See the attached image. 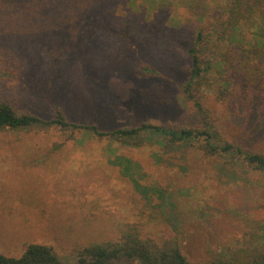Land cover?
Instances as JSON below:
<instances>
[{
  "label": "rangeland",
  "instance_id": "obj_1",
  "mask_svg": "<svg viewBox=\"0 0 264 264\" xmlns=\"http://www.w3.org/2000/svg\"><path fill=\"white\" fill-rule=\"evenodd\" d=\"M171 1L175 5L167 14L154 15L156 38L154 30L140 27L152 14H134L128 0H106L103 13L117 24L123 20V26L108 28L103 42L88 38L82 53L75 49L79 39L86 40L78 31L76 6L75 13H61L62 23L53 21L54 40L48 41L51 32L45 34L42 25L48 10L39 11L40 22L25 20L44 0L7 5L0 9V97L42 119L60 110L71 122L106 132L143 122L201 128L204 118L183 91L192 23L175 21L190 18L184 5L192 4L206 19L218 0ZM39 26L43 33L33 35ZM170 49L171 55H163ZM144 62L168 79L144 77L138 69ZM206 79L196 99L219 136L264 153V113L255 109L251 93L242 103L241 97L221 100L222 74L213 70ZM78 138L83 144L68 141L59 150L52 148L64 139L57 132L0 146L2 255L19 258L35 244L50 248L58 264H79L76 249L116 240L125 224L139 222L145 236L178 245L190 264H243L264 248V172L204 157L190 147L164 151L83 133Z\"/></svg>",
  "mask_w": 264,
  "mask_h": 264
},
{
  "label": "trees",
  "instance_id": "obj_2",
  "mask_svg": "<svg viewBox=\"0 0 264 264\" xmlns=\"http://www.w3.org/2000/svg\"><path fill=\"white\" fill-rule=\"evenodd\" d=\"M19 1L21 0H0V9H6L7 5H13ZM105 1L44 0V5L36 7L32 17L25 20L28 24L38 18L37 21L40 22L42 16L39 11L48 10L50 17L42 25L48 29L45 34L51 32L47 37L48 41H52L54 39L51 37L55 31L52 28L53 21L57 19L58 23H62V12L73 11L75 13L78 8L79 12L75 13L78 20L81 21L78 31L80 35L86 36V40L78 38L75 49L76 53H82L87 49L85 47H87L88 38L95 36L98 39L97 43L103 42L100 39H104L102 34L108 31V28H115L118 24L123 26L121 24L123 20L117 24L118 21L115 22L111 15L103 13L101 5ZM184 1L175 2L182 3ZM194 1L192 0L193 3ZM128 2L134 10V14H152L151 21L140 23V27L154 30L156 38L159 22L156 21L154 15L160 12L167 14V11L175 5L171 0H128ZM197 5H184L190 10L191 17L184 22H175L177 25L192 23V27L190 26L192 44L188 49L189 76L183 84V91L193 101L197 111L204 118L201 128L163 126L143 122L136 126L121 127L106 132L96 124L82 125L71 122L60 110L56 112L54 118L42 119L33 113L20 110L10 98L0 97V146L18 144L26 135L30 134L57 132L64 139L61 143H55L52 148L59 150L68 141L83 144L78 138L83 133L95 136L99 140L104 138L112 141L118 140L133 147L151 144L157 145L164 151L173 147H190L200 151L204 157L221 158L231 165L247 166L252 170L264 172V153L253 152L222 139L213 124L205 117V109L196 99L197 92L208 84L206 74L217 70L219 74H222L221 84L226 85L225 92L221 94V100L228 98V102H231L241 97L239 103H242L243 99L251 93L250 101L256 104L255 109L257 112L264 113V0H218L212 14L206 19L205 16L198 17L201 13H199L200 9L197 10ZM131 27L137 29L133 25ZM34 30L36 32H33V35L38 32L43 33L41 26ZM91 30L95 34L90 33ZM249 34L251 35L250 39L247 37ZM83 45L86 46L83 47ZM158 46L162 49L165 48V44L161 42ZM166 54L171 55L172 49L163 53V55ZM166 57L171 59L169 56ZM166 62L170 63L168 60ZM138 69L146 78L168 79L169 77L163 70L151 63L144 62L138 66ZM232 84V89L228 91L227 89L231 88ZM236 87L239 88L238 91ZM240 90L246 94L240 95ZM76 254L79 264H109L121 261L138 262L139 264H190L178 245L169 242L160 243L153 237L145 236L143 225L140 222L125 224L119 231L116 240L89 243L76 249ZM58 263V259L51 249L42 245H28L19 258L7 257L0 253V264ZM210 264L239 263L213 261ZM243 264H264V248Z\"/></svg>",
  "mask_w": 264,
  "mask_h": 264
}]
</instances>
